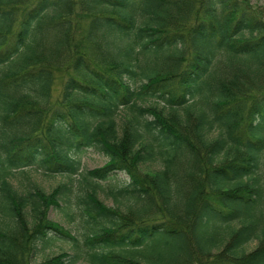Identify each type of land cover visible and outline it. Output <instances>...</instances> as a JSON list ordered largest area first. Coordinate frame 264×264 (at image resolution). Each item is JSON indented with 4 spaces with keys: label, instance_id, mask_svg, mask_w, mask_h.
Here are the masks:
<instances>
[{
    "label": "trees",
    "instance_id": "1",
    "mask_svg": "<svg viewBox=\"0 0 264 264\" xmlns=\"http://www.w3.org/2000/svg\"><path fill=\"white\" fill-rule=\"evenodd\" d=\"M90 150L107 161L76 196L77 236L49 219L70 185L21 193L10 177L72 178ZM118 174L125 204L108 207L98 189ZM58 242L75 252L39 263ZM83 260L264 264L263 7L0 0V264Z\"/></svg>",
    "mask_w": 264,
    "mask_h": 264
},
{
    "label": "rangeland",
    "instance_id": "2",
    "mask_svg": "<svg viewBox=\"0 0 264 264\" xmlns=\"http://www.w3.org/2000/svg\"><path fill=\"white\" fill-rule=\"evenodd\" d=\"M252 3L264 8V0H251ZM59 80L62 81V76L58 75ZM61 90L60 81L56 84L54 97H58ZM54 98V99H55ZM106 158L93 150L88 151L82 159L83 167L79 175L69 178L67 175L59 174H49L37 166L28 167L23 170L15 171L14 175L10 177V181L14 187L21 193L28 190L29 183H35L44 189L47 193H51L55 188L61 184H68L72 189V204H69L65 199L61 201L62 209L52 208L49 213V219L58 222L65 226L67 229L71 230L74 235L82 236L83 233L88 229L87 224L77 213V194L83 192L87 187V182L85 180L86 173L88 171L101 168L106 164ZM129 184V179L125 174H118L114 179L101 183L98 189V195L100 200H102L108 207H123L125 200L123 197L117 195V192L122 188H125ZM162 246V244H161ZM257 247V242H253L248 246V250L252 251ZM75 247L70 243L58 242L56 245L46 251H42L38 254L37 259L40 262L44 260L57 256L63 252L73 254L75 252ZM76 249V248H75ZM156 250V249H155ZM133 252H129L132 255ZM149 253L152 254L149 255ZM158 250L148 251L146 256H150L153 261L162 262L159 255H157ZM144 260V259H143ZM78 264H90L89 262L83 260Z\"/></svg>",
    "mask_w": 264,
    "mask_h": 264
}]
</instances>
